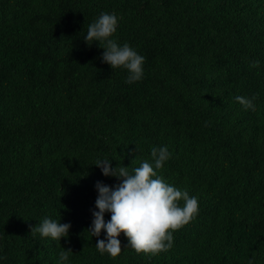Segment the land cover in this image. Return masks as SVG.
I'll return each instance as SVG.
<instances>
[{"label":"trees","instance_id":"trees-1","mask_svg":"<svg viewBox=\"0 0 264 264\" xmlns=\"http://www.w3.org/2000/svg\"><path fill=\"white\" fill-rule=\"evenodd\" d=\"M101 10L145 57L140 81L84 42ZM153 145L198 212L167 250L138 253L121 233V253L101 255L94 183L118 181L94 163L131 169ZM45 216L67 237L31 233ZM69 248L71 264H264V0H0V264H56Z\"/></svg>","mask_w":264,"mask_h":264},{"label":"clouds","instance_id":"clouds-1","mask_svg":"<svg viewBox=\"0 0 264 264\" xmlns=\"http://www.w3.org/2000/svg\"><path fill=\"white\" fill-rule=\"evenodd\" d=\"M119 17L114 12L101 10L87 26L83 37L87 45L94 42L103 51L102 63L113 70H126L125 83L140 81L144 74L145 57L127 42L118 44L114 33ZM259 60L250 61L255 67ZM255 97L237 95L235 100L246 109H254ZM167 145H153L150 148L151 160H141L139 166L129 169L123 165H112L110 158L98 157L94 165L105 177H114L118 183L108 185L101 180L94 183L96 197L91 209V223L87 229L96 237V249L103 255L117 257L121 251L119 236L126 237L125 246L136 252L156 254L169 249L173 242V231L186 224L198 212V200L186 190L168 183L158 174L170 158ZM182 201V203H181ZM105 213L109 218L105 219ZM71 225L49 216L43 217L37 224L30 226L31 233L47 237L53 241L66 238ZM103 230V238L101 232ZM124 246V247H125ZM71 249L58 253L56 264H71ZM248 264H253L252 259Z\"/></svg>","mask_w":264,"mask_h":264}]
</instances>
